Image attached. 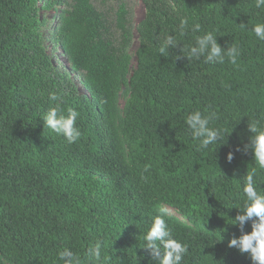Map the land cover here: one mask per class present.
I'll use <instances>...</instances> for the list:
<instances>
[{"label":"trees","instance_id":"1","mask_svg":"<svg viewBox=\"0 0 264 264\" xmlns=\"http://www.w3.org/2000/svg\"><path fill=\"white\" fill-rule=\"evenodd\" d=\"M116 1L110 17L92 0H0V264H55L63 248L88 264L97 242L99 264H156L143 237L161 206L174 211L172 238L187 245L181 264H253L228 240L241 234L232 223L253 169L264 192V170L245 150L248 122H264V41L251 31L264 9L255 0H142L132 54L129 10ZM184 17L201 31L180 35ZM209 31L239 48L235 65L183 56L182 44ZM168 34L182 44L161 55ZM56 105L78 113L76 142L43 127ZM194 110L216 114L210 126L225 143L197 150L185 124Z\"/></svg>","mask_w":264,"mask_h":264},{"label":"clouds","instance_id":"2","mask_svg":"<svg viewBox=\"0 0 264 264\" xmlns=\"http://www.w3.org/2000/svg\"><path fill=\"white\" fill-rule=\"evenodd\" d=\"M256 9H264V0H255ZM247 27V25H242ZM199 33L201 25L193 23L189 25L187 17L179 21V34L183 35L186 30ZM251 31L255 37L264 41V23H257L252 26ZM182 42L176 35L168 34L165 36L159 53L166 55L169 47H175ZM183 56L187 60H200L203 57L204 62L208 64L224 63L227 58L233 65L237 63L240 50L237 46L221 47L217 43L216 36L212 32H205L195 37L194 43L180 48ZM49 99L57 101L55 93L50 94ZM78 113L74 109H68L65 115L59 108V105L50 107L43 116V127H47L52 132L63 136L67 142L74 143L80 136V130L75 126ZM216 118L214 112L203 114L200 110H194L185 117L186 130L191 140L197 143V150L208 149L212 145L225 143V133L222 129L211 127V122ZM248 131L251 133L249 142L245 145L252 151L255 164L259 169L264 170V122L253 119L248 122ZM217 148V147H216ZM215 148V149H216ZM239 150V149H238ZM226 159L231 162L233 155L229 152ZM255 169L246 177V183L242 186L244 202L236 216L233 218L241 234L233 236L228 240V247L236 248L240 253H247L253 264H264V192L257 190L254 180ZM169 216V210L161 206L158 214L151 220L150 227L144 234V248L147 249L152 257L156 259V264H181L185 254L188 251L187 245L181 241L172 238L170 230L166 224V217ZM251 222V231L244 232V225ZM220 239L223 237L220 235ZM86 258L88 264H99L102 261L101 243H93L86 249ZM55 264H80V257L73 253L69 248H63L57 251Z\"/></svg>","mask_w":264,"mask_h":264},{"label":"rangeland","instance_id":"3","mask_svg":"<svg viewBox=\"0 0 264 264\" xmlns=\"http://www.w3.org/2000/svg\"><path fill=\"white\" fill-rule=\"evenodd\" d=\"M125 2L128 10H129V22L131 23V27L134 30V41L130 48V52L133 54L137 45V38H136V32H135V26L136 24L143 18L145 14V7L143 5L142 0H121ZM92 2L97 6L99 10H102L105 12L108 16L112 17L114 15V10L117 6L116 0H92ZM52 12H47L44 14H40L42 18L50 19ZM42 29L46 30L47 25H41ZM56 55L58 59V64L62 68L63 66H67V61L63 58L61 55L59 49H56ZM124 99H120V105H123ZM169 210V213H173L174 211L171 208H167Z\"/></svg>","mask_w":264,"mask_h":264}]
</instances>
